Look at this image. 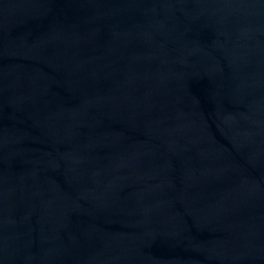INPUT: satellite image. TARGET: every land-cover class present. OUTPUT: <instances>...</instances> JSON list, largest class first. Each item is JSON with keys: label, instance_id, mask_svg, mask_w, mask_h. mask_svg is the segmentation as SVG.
Returning <instances> with one entry per match:
<instances>
[{"label": "water", "instance_id": "obj_1", "mask_svg": "<svg viewBox=\"0 0 264 264\" xmlns=\"http://www.w3.org/2000/svg\"><path fill=\"white\" fill-rule=\"evenodd\" d=\"M0 264H264V0H0Z\"/></svg>", "mask_w": 264, "mask_h": 264}]
</instances>
